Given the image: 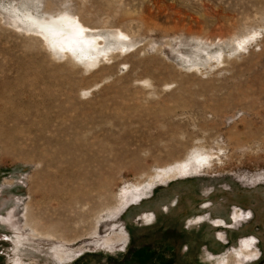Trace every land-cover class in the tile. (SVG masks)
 I'll return each instance as SVG.
<instances>
[{
  "label": "rangeland",
  "instance_id": "374dc122",
  "mask_svg": "<svg viewBox=\"0 0 264 264\" xmlns=\"http://www.w3.org/2000/svg\"><path fill=\"white\" fill-rule=\"evenodd\" d=\"M28 10L74 13L106 56ZM155 254L264 258V0H0V264Z\"/></svg>",
  "mask_w": 264,
  "mask_h": 264
},
{
  "label": "bare ground",
  "instance_id": "6f19581e",
  "mask_svg": "<svg viewBox=\"0 0 264 264\" xmlns=\"http://www.w3.org/2000/svg\"><path fill=\"white\" fill-rule=\"evenodd\" d=\"M24 16L38 26L37 31L41 30L42 36L52 47L64 53L79 52L80 56L87 58L86 63L91 64L97 63L100 54L106 56L108 48H101L102 42L99 41L101 35L92 33L74 13L61 12L41 17L28 10L24 12ZM113 35L119 38L121 43L129 36L122 30L115 31Z\"/></svg>",
  "mask_w": 264,
  "mask_h": 264
},
{
  "label": "flooded vegetation",
  "instance_id": "af4514ba",
  "mask_svg": "<svg viewBox=\"0 0 264 264\" xmlns=\"http://www.w3.org/2000/svg\"><path fill=\"white\" fill-rule=\"evenodd\" d=\"M159 251L157 250L155 253L157 254ZM155 254V255H156ZM144 258L142 257V258H140V257H138L137 259H135L134 261H136V263L137 264H164V262H165V260L163 259V257H160V256H155V258H153V259H151L152 261H151V263H145L144 262ZM131 261H133V260H131Z\"/></svg>",
  "mask_w": 264,
  "mask_h": 264
},
{
  "label": "water",
  "instance_id": "95a60500",
  "mask_svg": "<svg viewBox=\"0 0 264 264\" xmlns=\"http://www.w3.org/2000/svg\"><path fill=\"white\" fill-rule=\"evenodd\" d=\"M257 264H264V258L260 262H258Z\"/></svg>",
  "mask_w": 264,
  "mask_h": 264
}]
</instances>
